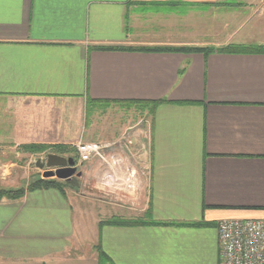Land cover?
<instances>
[{"label":"crops","instance_id":"1","mask_svg":"<svg viewBox=\"0 0 264 264\" xmlns=\"http://www.w3.org/2000/svg\"><path fill=\"white\" fill-rule=\"evenodd\" d=\"M198 13L206 26H181ZM206 44L264 45V0H0V188L41 176L16 146L82 139L90 101H164L138 204L97 199L94 165L77 194L2 199L0 264H218L219 220H264V54L95 49ZM80 197L98 215L81 249Z\"/></svg>","mask_w":264,"mask_h":264},{"label":"built area","instance_id":"2","mask_svg":"<svg viewBox=\"0 0 264 264\" xmlns=\"http://www.w3.org/2000/svg\"><path fill=\"white\" fill-rule=\"evenodd\" d=\"M150 121L140 119L117 137L102 142H76L77 164L95 166L97 199L133 206L140 196ZM218 264H264V220L221 219L216 225Z\"/></svg>","mask_w":264,"mask_h":264},{"label":"trees","instance_id":"3","mask_svg":"<svg viewBox=\"0 0 264 264\" xmlns=\"http://www.w3.org/2000/svg\"><path fill=\"white\" fill-rule=\"evenodd\" d=\"M95 49L100 51H124V52H144V53H201L204 57H207L209 54L218 52V53H260L264 54V45H236L229 44L221 47H191V46H154V47H95ZM181 73V71L179 72ZM164 102L160 101H141V100H128V101H90L86 106V110L91 107L104 106L107 107L110 104H118L120 107L130 108L135 107L141 115H148L149 117L153 116L154 110L156 107ZM48 149H53L57 153L66 154L68 152L71 153V156L77 162V156L74 151L68 147V145L55 144V145H42V144H29L21 146V150L27 152L29 154H39L43 153ZM41 177V176H40ZM68 187H72V189H76L79 187L78 179L72 178L70 181H57L54 179H43L37 178L31 182H29L26 186L16 188V189H8V188H0V200H19L21 199L26 192L42 190V189H56L62 194L65 193V190ZM141 219H145L140 217ZM138 218L133 219H117L113 218L106 223L113 225H139L144 221Z\"/></svg>","mask_w":264,"mask_h":264},{"label":"rangeland","instance_id":"4","mask_svg":"<svg viewBox=\"0 0 264 264\" xmlns=\"http://www.w3.org/2000/svg\"><path fill=\"white\" fill-rule=\"evenodd\" d=\"M213 6H215L216 9L219 10L220 3H215ZM213 17L215 18L216 16L213 15ZM218 19H219V16H218ZM209 20H210L209 18L205 19L203 15L198 13L197 16H194L191 19L187 18L186 20L180 21V24H181V26H184V25H187L189 23H195L196 25L201 27V26H206V24L209 22ZM212 21H215V19H213ZM206 46L221 47L220 45L214 46V44H206V45H200V46H194V47H206ZM150 47H152V46H150ZM85 117H86V119H85L86 120V128L83 130V136H82L83 138L82 139L86 142H102V141L111 140V139L115 138L116 136H118L119 134H121L124 131L123 129L134 124L136 121H138L140 119H146V120L150 121V117L148 115H141L137 110H135V107H130V108L123 107L122 108V107H113V106L109 107L108 106V107H101V109H99L97 107H94V108L89 107L86 110ZM148 133H149V131H148ZM79 141H80V139L75 140L71 144L70 143L66 144V145H68V147H70V149H72V151H74L76 156H77L76 142H79ZM29 144H41V143H29ZM29 144H21V145L16 146V148L18 150L22 151L21 146L29 145ZM42 145H48V144H42ZM53 145H55V144H53ZM62 145H64V144H62ZM22 153L27 154L28 156L32 155V154H29V153L24 152V151H22ZM47 153L58 154V155H61L64 157H71L69 155H71V153H73V152L70 151L66 154H64V153L60 154V153H57L53 149H48L43 153L33 154V155H39V156H37V158H35L33 160L30 159L29 164L31 166H33L34 160H36L38 158H40V159L43 158L45 156V154H47ZM77 159H78V156H77ZM26 161H27V158L25 161H23V163ZM91 165L92 164L86 165V166L91 167ZM91 172H92V169H90V173ZM41 176H42V172H41ZM34 178L35 177H31V179H34ZM40 178H42V177H40ZM72 178H76V177H72ZM53 179L57 180L55 178H53ZM77 179H80V177ZM57 181H59V180H57ZM25 183H29L28 180L24 181L23 184H25ZM68 189H71L72 191H74L77 194L78 188L73 190L72 187H68L66 190H68ZM67 197L70 199V201H72L74 199V198L72 199L71 196H69V195ZM80 199L82 200L81 202L84 204L85 208L90 209V210H85V215L83 217L84 223L80 222V224L78 226V219L76 217L75 207H73V210H74V229H75V233H76L75 238L78 240V243L80 244V249H81V246L83 247V244H84L83 240H85V236L89 237V238H95L96 237L97 230H98V223L96 222L94 224V220L98 217V215L95 212L96 211L95 209H94L95 211L91 210V206H92L91 203L93 204V202L91 200H86V199H83L81 197H80ZM99 218L102 219V217H99ZM83 225L85 226L84 229H87L86 233H84V231L82 229ZM74 243H75V241H74ZM70 254H75V253L70 252Z\"/></svg>","mask_w":264,"mask_h":264},{"label":"water","instance_id":"5","mask_svg":"<svg viewBox=\"0 0 264 264\" xmlns=\"http://www.w3.org/2000/svg\"><path fill=\"white\" fill-rule=\"evenodd\" d=\"M34 165L44 170L41 176L43 179L57 178L69 181L72 177H81V172L78 171L75 160L72 157L47 153L43 158L36 159Z\"/></svg>","mask_w":264,"mask_h":264},{"label":"bare ground","instance_id":"6","mask_svg":"<svg viewBox=\"0 0 264 264\" xmlns=\"http://www.w3.org/2000/svg\"><path fill=\"white\" fill-rule=\"evenodd\" d=\"M34 167H36L35 165H34ZM37 168V167H36ZM38 170H40L42 173L44 172V170L43 169H39V168H37ZM52 171H54L53 169H51ZM49 179H53V178H49ZM55 179H57V178H55ZM57 180H59V179H57ZM59 181H64V180H59Z\"/></svg>","mask_w":264,"mask_h":264}]
</instances>
